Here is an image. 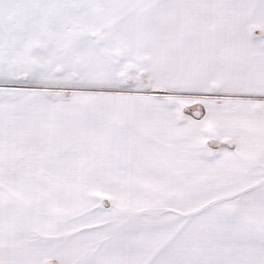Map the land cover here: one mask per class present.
I'll return each instance as SVG.
<instances>
[{"label": "snow or ice", "instance_id": "6c2138e0", "mask_svg": "<svg viewBox=\"0 0 264 264\" xmlns=\"http://www.w3.org/2000/svg\"><path fill=\"white\" fill-rule=\"evenodd\" d=\"M0 264H264V0H0Z\"/></svg>", "mask_w": 264, "mask_h": 264}]
</instances>
